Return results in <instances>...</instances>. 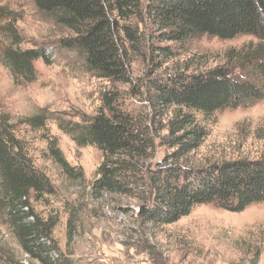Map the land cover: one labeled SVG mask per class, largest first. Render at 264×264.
Returning <instances> with one entry per match:
<instances>
[{
  "label": "trees",
  "instance_id": "16d2710c",
  "mask_svg": "<svg viewBox=\"0 0 264 264\" xmlns=\"http://www.w3.org/2000/svg\"><path fill=\"white\" fill-rule=\"evenodd\" d=\"M39 12L69 34L61 47L74 51L92 76L111 81L102 94L96 114L82 121L58 119V126L78 146L95 145L103 153L92 185V196L119 194L138 198L141 215L157 224H170L201 204L241 212L264 203V157L238 158L192 166L191 154L204 143L209 131L199 115L248 107L264 99V0H34ZM1 10L4 8L1 7ZM140 18L150 26L152 52L166 61L175 52L162 43L183 45L198 34L221 39L255 35L230 56L248 77L235 79L227 67L204 72L177 71L150 80V103L157 116L169 115L161 143L174 150L161 162L149 164L155 149L148 119L128 109L115 87L132 81L128 43H142L145 31L129 21ZM146 18V19H145ZM145 19V20H144ZM6 29L1 62L17 84L36 80L35 61L50 63L46 48L20 47L15 28ZM160 64L159 60L158 63ZM156 64V65H157ZM45 110L26 118L33 129L45 128ZM48 152L73 179L85 180L81 166H71L55 137L48 138ZM195 164V163H194ZM54 193L49 177L32 162L23 141L7 120L0 123V214L21 248L42 264H71L57 253L55 220L40 216L33 198ZM57 251V252H56ZM54 252L57 256H54ZM256 264V261L252 262Z\"/></svg>",
  "mask_w": 264,
  "mask_h": 264
},
{
  "label": "rangeland",
  "instance_id": "374dc122",
  "mask_svg": "<svg viewBox=\"0 0 264 264\" xmlns=\"http://www.w3.org/2000/svg\"><path fill=\"white\" fill-rule=\"evenodd\" d=\"M1 7L0 52L9 26L21 36V48L43 47L50 55V63L42 58L35 61L36 80L17 84L0 53V123L7 120L11 124L34 165L53 184L54 193L32 201L40 216L55 220L53 238L63 259L71 264H264V203L241 212L201 204L174 223L157 224L141 215L143 200L119 194L94 198L92 185L103 153L95 145L78 146L60 129L58 119L82 121L83 116L96 114L103 92L112 83L92 76L76 52L61 47L60 40L69 32L39 12L34 0H0ZM129 22L145 34L134 48L127 45L132 81L115 87L125 106L145 115L158 132L148 161L155 165L174 149L161 143L169 115L155 114L149 101L150 80L177 71L204 72L217 67H227L233 78L245 79L250 69L239 67L230 52L259 40L250 34L232 39L198 34L181 46L162 43L175 52L173 58L162 61L152 52L151 43H158L147 22L144 26L135 17ZM42 110L49 116L45 128L33 129L25 120ZM199 118L209 135L191 154L192 166L264 157V99L253 106L227 108ZM52 137L57 138L70 165L84 169L85 180L68 177L52 159L48 152ZM0 264H42L23 251L1 214Z\"/></svg>",
  "mask_w": 264,
  "mask_h": 264
}]
</instances>
